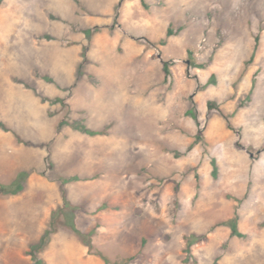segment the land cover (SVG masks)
Instances as JSON below:
<instances>
[{
	"label": "rangeland",
	"instance_id": "374dc122",
	"mask_svg": "<svg viewBox=\"0 0 264 264\" xmlns=\"http://www.w3.org/2000/svg\"><path fill=\"white\" fill-rule=\"evenodd\" d=\"M0 122V264H264V0H4Z\"/></svg>",
	"mask_w": 264,
	"mask_h": 264
},
{
	"label": "trees",
	"instance_id": "16d2710c",
	"mask_svg": "<svg viewBox=\"0 0 264 264\" xmlns=\"http://www.w3.org/2000/svg\"><path fill=\"white\" fill-rule=\"evenodd\" d=\"M3 2H4V0H0V7L3 5ZM172 35H173V31H172L171 28H169L168 31H167V37H171ZM258 42H259V38H256V48L255 49H257ZM163 44H164V42H163ZM163 70H164V73H165L166 76H169L170 75V70H169V67H168V64L167 63H164ZM208 107H209V109H211L213 107V104L212 103H209L208 104ZM195 119L197 121L198 126H200V123H199L198 119L197 118H195ZM0 126L3 127V124L1 122H0ZM85 131L88 132V133H91L88 130H85ZM198 140H201V136L200 135H198L196 137V141H198ZM191 147L192 146H190L189 149H191ZM23 176H25V173L21 175V177H23ZM21 177L18 180H16V182L13 184L12 187H13L14 190H12L11 192L18 193L19 191H21V189H22V182H21L22 178ZM2 189L4 191H7L6 190L7 188H5V187H3ZM65 205H67V202L65 203ZM56 214H57V212H53L52 220L50 222V227H49L50 229L46 232V234L44 235V237L42 238V241H41V246H40L41 249L46 246V244L48 243L51 235L55 231V228H54V220H55V215ZM225 225H227L228 227H230V229H231V236L232 237L233 236H237L239 238H243L244 237V235L239 231L238 218L237 217L234 218V219H232V220H230V221H228V222H226ZM74 231H76L78 233V230L77 229H74ZM92 235H93V232L90 233V234H88V235H82V239L83 240H86V245L88 246V248H89L90 251L93 249L92 242H91ZM103 259L107 261V259H105L104 257H103Z\"/></svg>",
	"mask_w": 264,
	"mask_h": 264
}]
</instances>
